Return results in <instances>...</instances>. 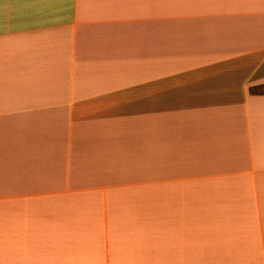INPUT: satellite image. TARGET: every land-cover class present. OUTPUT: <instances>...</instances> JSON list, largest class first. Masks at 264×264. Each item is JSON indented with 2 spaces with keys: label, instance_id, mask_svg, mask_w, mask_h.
I'll list each match as a JSON object with an SVG mask.
<instances>
[{
  "label": "crops",
  "instance_id": "1",
  "mask_svg": "<svg viewBox=\"0 0 264 264\" xmlns=\"http://www.w3.org/2000/svg\"><path fill=\"white\" fill-rule=\"evenodd\" d=\"M0 264H264V0H0Z\"/></svg>",
  "mask_w": 264,
  "mask_h": 264
}]
</instances>
